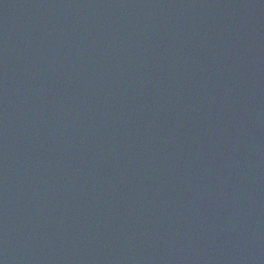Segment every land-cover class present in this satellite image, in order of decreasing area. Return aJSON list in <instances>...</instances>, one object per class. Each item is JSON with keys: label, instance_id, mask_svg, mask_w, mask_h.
<instances>
[{"label": "water", "instance_id": "95a60500", "mask_svg": "<svg viewBox=\"0 0 264 264\" xmlns=\"http://www.w3.org/2000/svg\"><path fill=\"white\" fill-rule=\"evenodd\" d=\"M0 264H264V0H0Z\"/></svg>", "mask_w": 264, "mask_h": 264}]
</instances>
